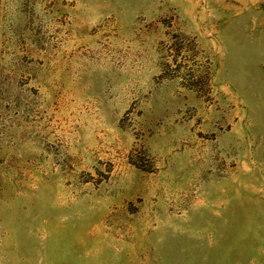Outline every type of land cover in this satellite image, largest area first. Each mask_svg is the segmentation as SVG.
I'll use <instances>...</instances> for the list:
<instances>
[{
    "label": "rangeland",
    "instance_id": "1",
    "mask_svg": "<svg viewBox=\"0 0 264 264\" xmlns=\"http://www.w3.org/2000/svg\"><path fill=\"white\" fill-rule=\"evenodd\" d=\"M0 264H264V0H0Z\"/></svg>",
    "mask_w": 264,
    "mask_h": 264
}]
</instances>
